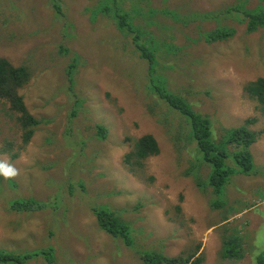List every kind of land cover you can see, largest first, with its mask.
I'll use <instances>...</instances> for the list:
<instances>
[{
  "label": "rangeland",
  "instance_id": "rangeland-1",
  "mask_svg": "<svg viewBox=\"0 0 264 264\" xmlns=\"http://www.w3.org/2000/svg\"><path fill=\"white\" fill-rule=\"evenodd\" d=\"M259 7L264 0H0V57L30 67L19 93L42 120L20 148L16 115L0 97V161L18 169L0 178V250L36 252L23 264H144V254L199 248L203 264H256L264 251V115L244 87L264 77V27L248 32L242 12ZM111 13L130 14L152 65ZM220 24L234 35L201 38ZM149 80L208 116L215 140L227 128L217 146L230 157V129L255 118L249 128L263 133L250 146L251 171L229 157L221 193L199 186L211 168L191 125ZM144 134L160 153L133 171L124 157ZM16 198L40 203L14 211ZM98 209L126 224L129 240L101 228Z\"/></svg>",
  "mask_w": 264,
  "mask_h": 264
},
{
  "label": "trees",
  "instance_id": "trees-1",
  "mask_svg": "<svg viewBox=\"0 0 264 264\" xmlns=\"http://www.w3.org/2000/svg\"><path fill=\"white\" fill-rule=\"evenodd\" d=\"M58 7V6H57ZM232 11V10H231ZM230 11V12H231ZM243 20L247 22V31L254 32L261 27H264V9L262 7L256 9L243 10ZM112 19L115 20L117 27L124 31L127 35L133 36L134 44L136 45L141 57L152 65L155 61V55L151 49L143 41H140V36H135V25L131 22V16L128 13L118 14L111 13ZM207 15V14H206ZM219 15V14H218ZM235 29L228 27L225 24H220L213 31L200 33L201 38L206 42L214 43L218 41L227 40L234 35ZM33 72L27 65H14L7 58L0 57V97L5 99L11 110L14 111L16 119L21 131V146L29 143L36 130L41 124L40 119L35 117L28 109L24 96L19 93V89L31 81ZM149 88L152 89L161 99L173 109L186 116L191 128L193 138L197 142L199 150L203 153V159L211 168L208 175L207 183L201 178L199 186L211 187L217 194L221 193L226 181L229 180L232 169L228 166V159L231 156L224 146L218 147L217 144L224 141L225 133L222 130L221 137L217 141L212 135V121L208 116L197 112L192 104L178 93L167 90L164 86L153 87V80H149ZM244 91L248 98L257 103V110L264 115V77H258L246 84ZM76 111V110H74ZM72 114H75L72 113ZM255 122V118H248L244 125L233 127L230 129L231 134L227 138L225 145L231 147L232 155L235 163L234 165L241 168L244 173H249L253 167V157L250 152V146L254 144L263 131H253L249 125ZM104 130V129H102ZM103 136L106 135L102 132ZM194 139L192 141H194ZM213 140V141H212ZM176 146L182 148V140L178 136L175 137ZM195 143V142H194ZM196 144V143H195ZM187 145L184 146L186 148ZM160 153V147L157 139L152 134H144L135 140L133 148L128 151L124 157L125 165L137 171L145 166L146 160ZM18 157L19 153L12 155ZM231 160V159H230ZM2 176H0L1 178ZM206 188V187H205ZM39 201L29 198H16L11 202V208L14 211L33 209V206ZM216 205V204H215ZM97 218L106 232L114 235H120L129 240V229L126 224L121 222L112 211L106 209H98ZM42 254H48L51 258V250L43 249ZM36 252L20 254L16 252L0 250V262L23 264L27 260L32 259ZM144 264H203L204 258L199 253V248L192 253H186L176 257H169L164 254L148 253L143 255ZM256 264H264V251L258 255Z\"/></svg>",
  "mask_w": 264,
  "mask_h": 264
},
{
  "label": "clouds",
  "instance_id": "clouds-1",
  "mask_svg": "<svg viewBox=\"0 0 264 264\" xmlns=\"http://www.w3.org/2000/svg\"><path fill=\"white\" fill-rule=\"evenodd\" d=\"M0 176L5 180H11L18 176V169L8 162L0 161Z\"/></svg>",
  "mask_w": 264,
  "mask_h": 264
}]
</instances>
